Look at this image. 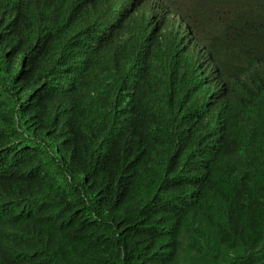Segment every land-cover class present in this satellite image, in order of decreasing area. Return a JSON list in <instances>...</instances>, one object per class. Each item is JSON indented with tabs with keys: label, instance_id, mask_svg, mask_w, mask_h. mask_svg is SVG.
Returning a JSON list of instances; mask_svg holds the SVG:
<instances>
[{
	"label": "trees",
	"instance_id": "trees-1",
	"mask_svg": "<svg viewBox=\"0 0 264 264\" xmlns=\"http://www.w3.org/2000/svg\"><path fill=\"white\" fill-rule=\"evenodd\" d=\"M0 264H264V0H0Z\"/></svg>",
	"mask_w": 264,
	"mask_h": 264
}]
</instances>
